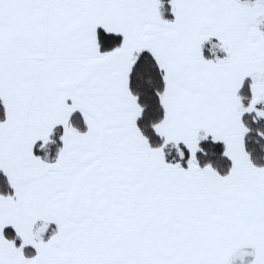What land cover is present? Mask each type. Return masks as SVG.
<instances>
[{"label": "snow or ice", "instance_id": "6c2138e0", "mask_svg": "<svg viewBox=\"0 0 264 264\" xmlns=\"http://www.w3.org/2000/svg\"><path fill=\"white\" fill-rule=\"evenodd\" d=\"M260 120L264 0H0V264H264Z\"/></svg>", "mask_w": 264, "mask_h": 264}, {"label": "trees", "instance_id": "16d2710c", "mask_svg": "<svg viewBox=\"0 0 264 264\" xmlns=\"http://www.w3.org/2000/svg\"><path fill=\"white\" fill-rule=\"evenodd\" d=\"M109 39H110V37H103V35H102V41H108ZM217 54H218V50L213 47L212 43H210L206 46V55H208L209 58H212L213 56H215ZM248 94L249 93L247 90V86L245 85V88L242 90L241 95L247 96ZM78 116H79V114L77 113L76 117L73 120L74 126H76V125L82 126V122L77 119ZM251 127L253 128V133L249 136V143L254 146L253 151H255V147H259V150L261 153L260 159L264 160V145H261L259 143V140L255 135L256 129H258V128L264 129V120L257 121V123L254 125H251ZM61 132H62V130L58 129L56 131L55 135L52 137V140L54 142L48 144L41 152H37V154L41 155L42 157L43 156L47 157L50 161L54 160L55 156L57 154V150L61 146L60 141H59V135L61 134ZM170 151L173 152V155H174L175 150L171 149ZM217 151H219V150H217ZM261 163H264V161H261Z\"/></svg>", "mask_w": 264, "mask_h": 264}, {"label": "crops", "instance_id": "0c3cea01", "mask_svg": "<svg viewBox=\"0 0 264 264\" xmlns=\"http://www.w3.org/2000/svg\"><path fill=\"white\" fill-rule=\"evenodd\" d=\"M214 42H215V41H214ZM214 42H213V43H214Z\"/></svg>", "mask_w": 264, "mask_h": 264}]
</instances>
